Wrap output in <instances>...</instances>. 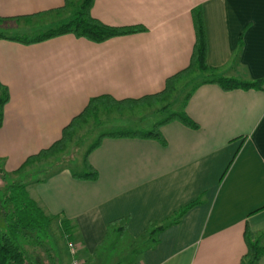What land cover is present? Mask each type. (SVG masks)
I'll use <instances>...</instances> for the list:
<instances>
[{
	"label": "crops",
	"instance_id": "crops-1",
	"mask_svg": "<svg viewBox=\"0 0 264 264\" xmlns=\"http://www.w3.org/2000/svg\"><path fill=\"white\" fill-rule=\"evenodd\" d=\"M64 4L0 0V17L29 16ZM196 8L203 12L208 66L228 77L264 80V0H94V19L144 30L102 43L71 34L30 45L0 38V84L9 94L0 159L9 172L57 141L91 98L136 100L161 92L166 80L189 64ZM68 9L30 21H0V34L13 37L3 30L57 22ZM185 113L199 128L163 125L165 146L103 139L88 156L96 181L73 179L64 167L27 187L49 214L73 224L83 261L110 222L128 217L127 236L140 239L149 222L168 219L200 196L203 203L160 233L136 264H242L246 230L252 240L263 236L264 248V86L224 92L201 85ZM258 264H264V255Z\"/></svg>",
	"mask_w": 264,
	"mask_h": 264
},
{
	"label": "trees",
	"instance_id": "trees-1",
	"mask_svg": "<svg viewBox=\"0 0 264 264\" xmlns=\"http://www.w3.org/2000/svg\"><path fill=\"white\" fill-rule=\"evenodd\" d=\"M73 0H65L62 8L50 10L48 12H41L29 16H18L14 18H2L0 21H7L10 19L30 21L33 18L41 17L47 13H55L66 10L71 6ZM94 0H82L77 10L71 14L69 18L62 21L61 24L49 28L47 31L32 38L13 36L6 37L0 34V38L14 41L17 43L30 45L37 44L49 39L71 34L77 38H83L94 43H102L115 37L126 36L138 32H142V27H112L103 24L94 19L90 15V10ZM195 41L193 45L192 54L188 66L169 77L163 90L154 95L145 96L140 99H125L116 100L110 96H98L91 98L85 108L77 116L72 118L67 126L61 131L60 138L51 144L48 148L41 149L37 153L28 156L18 168L12 170L10 173L13 176H18L27 169L39 165L42 162L56 158L61 153H64L68 145L73 141L76 133L88 125L91 121H98L100 112L115 110L119 115L126 111H133L138 107L154 108L156 112H166L171 109L172 96L176 91V87L180 82L189 80L193 82L190 91L184 97V100L177 111H172L167 117L152 125L148 130H118L113 132H105L97 137L86 151L82 161V171H70L73 179L80 181H96L98 179L97 171L89 164L88 156L98 149L103 139H140L152 140L165 146L166 141L161 135L160 128L171 122H178L184 127L192 130H197L199 126L192 121L185 113L186 103L189 100L193 91L205 84H212L218 86L222 91L229 92L232 90H260L264 86V80H242L228 77L218 72L217 69L211 68L207 64L208 43L206 38V31L204 25L203 12L200 8H196L191 13ZM242 47V36L239 40L237 55ZM236 55V57H237ZM200 77L195 81L197 76ZM2 95L0 97V126L3 119V107L9 100L8 90L5 86L0 84ZM64 167L57 169L53 173H58ZM53 175H47L43 179L34 181L33 183L44 182ZM0 180L3 186L0 187V217L4 220V228L0 229V264H34L29 252H26L23 245L30 241L39 240L37 234L47 233L51 225L56 222L61 234L67 241L76 242L73 238L74 226L62 215L53 216L40 204V202L32 198L27 187L30 184L25 183H10L7 184L4 170L0 166ZM203 203V198L190 202L186 206L179 208L172 215L162 222H149L146 230L138 240L141 244L142 250L140 254L153 248L158 242V236L166 229L179 224L182 217L193 207ZM129 218H120L110 222L107 225L106 234L111 231L117 232L120 237L126 235L127 223ZM73 229V230H72ZM73 231V234L71 233ZM252 240L250 233L246 230L245 242L247 246V253L242 261V264H258L260 258L264 255V248L260 245V238ZM133 241L135 245L138 243ZM37 243V242H36ZM38 246L39 242H38ZM78 254V253H77ZM76 254V256H77ZM75 256V257H76ZM76 259V258H75ZM77 260V259H76Z\"/></svg>",
	"mask_w": 264,
	"mask_h": 264
},
{
	"label": "rangeland",
	"instance_id": "rangeland-1",
	"mask_svg": "<svg viewBox=\"0 0 264 264\" xmlns=\"http://www.w3.org/2000/svg\"><path fill=\"white\" fill-rule=\"evenodd\" d=\"M82 0H73L71 6L65 13L57 16V20L65 21L73 14ZM51 23H33L26 27H18L16 29L3 30L11 36H20L32 38L53 28L62 22ZM1 31V30H0ZM195 81L200 77L196 75ZM193 82L189 80L180 82L176 91L172 96L174 103L170 110L166 112H156L160 106L154 108L138 107L133 111H126L119 115L115 110L101 111L98 121H91L87 126L82 127L75 135L73 141L68 145L66 151L61 153L54 159L42 162L35 165L18 176H13L5 164V159H0V166L4 170L6 182L10 183H25L31 184L36 180L43 179L47 175L53 173L57 169L65 167L71 171H82V161L88 148L95 143L97 137L105 132H113L118 130H148L152 125L161 121L168 116L172 111H177L181 106L184 97L190 91ZM2 90L0 89V97ZM3 186L0 180V187ZM5 226L4 220L0 217V229ZM73 230V229H72ZM70 230V231H72ZM73 234V231L71 232ZM39 240L30 241L23 245L26 252H29L34 264H72V257L70 256L67 248V239L61 234L58 229V224L54 222L48 229L47 233L37 234ZM73 238L76 239L75 231ZM139 239H132L124 235L120 237L117 232L109 231L105 234L103 240L98 244L92 256L87 257L83 261L79 254L75 257L79 264H136L139 259L140 251L142 250ZM133 241H137L135 245ZM38 242L40 247L38 246ZM79 252V251H78ZM83 261V262H82Z\"/></svg>",
	"mask_w": 264,
	"mask_h": 264
},
{
	"label": "built area",
	"instance_id": "built-area-1",
	"mask_svg": "<svg viewBox=\"0 0 264 264\" xmlns=\"http://www.w3.org/2000/svg\"><path fill=\"white\" fill-rule=\"evenodd\" d=\"M67 248H68V252H69L70 256L73 259L72 264H79L80 262L75 259V256L79 251V244L72 242V241H68L67 242Z\"/></svg>",
	"mask_w": 264,
	"mask_h": 264
}]
</instances>
